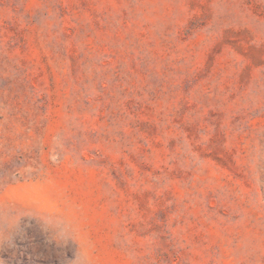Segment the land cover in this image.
<instances>
[{
	"label": "rangeland",
	"instance_id": "rangeland-1",
	"mask_svg": "<svg viewBox=\"0 0 264 264\" xmlns=\"http://www.w3.org/2000/svg\"><path fill=\"white\" fill-rule=\"evenodd\" d=\"M0 264H264V0H0Z\"/></svg>",
	"mask_w": 264,
	"mask_h": 264
}]
</instances>
